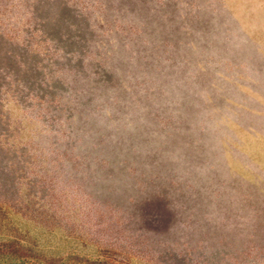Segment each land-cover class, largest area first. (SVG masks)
Here are the masks:
<instances>
[{"label": "rangeland", "instance_id": "obj_1", "mask_svg": "<svg viewBox=\"0 0 264 264\" xmlns=\"http://www.w3.org/2000/svg\"><path fill=\"white\" fill-rule=\"evenodd\" d=\"M0 264H264V0H0Z\"/></svg>", "mask_w": 264, "mask_h": 264}]
</instances>
